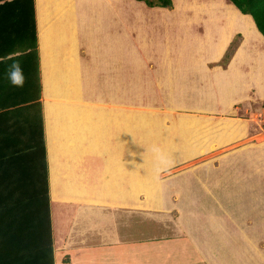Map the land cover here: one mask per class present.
Wrapping results in <instances>:
<instances>
[{
  "label": "crops",
  "instance_id": "crops-1",
  "mask_svg": "<svg viewBox=\"0 0 264 264\" xmlns=\"http://www.w3.org/2000/svg\"><path fill=\"white\" fill-rule=\"evenodd\" d=\"M40 1L44 0H34V19L44 159L34 152H22L27 142H34V137L27 135L18 115L0 116V200L13 193L21 205L36 173L34 163H46L54 258L57 255L61 264H264V175L261 174L264 172V129L258 124L257 129L249 128L239 119L238 127L243 128L245 135L240 131L241 137L234 143L222 141L226 144L221 148L238 145L221 160V163H235L236 175H227L222 169V175L204 176L199 180L194 177L195 188L189 186L192 178L172 176L159 182L161 187L155 197L150 198L145 191L134 193L131 165L127 178L125 164H119L133 163L132 101L127 103V97L123 100L118 94V88L132 87V49H129L128 70L126 57L124 69L118 67L116 50L108 53L100 50V58L95 62L84 55V46L91 49L93 40L108 39L112 48H116L117 40L124 36L125 50L127 41L132 45L128 29L136 10L131 3L134 0H91L94 10L89 16L83 11L84 0H45L43 10L38 6ZM184 2L188 6L194 3ZM182 3L181 0L178 4L173 2V9ZM195 4L199 7L221 5L218 1ZM38 9L43 11L41 15ZM169 13L159 17L164 19V26L152 28L153 31L158 34L155 30L163 29L165 34L172 32L184 40L191 39L188 34L194 33L190 31L195 25L197 35L192 36L208 41L207 50L195 52L197 46L193 50L202 61L210 55L211 63L217 62L233 39L227 18L222 15L201 16L196 21L184 15L170 21ZM6 22L0 17V41L14 37L5 28ZM85 24H90L87 32ZM246 43L247 40L238 44L236 57L238 54L243 59ZM178 63L172 70L175 87H181V81L188 79L186 71L192 70ZM250 63H255L261 74L264 53L256 54ZM214 68L219 78L225 79L227 69ZM94 69L97 70L95 78L90 73ZM96 88H99L97 94ZM219 95L222 99L228 97ZM116 111L128 112L121 116ZM253 116L258 118L260 114ZM119 119L126 120L125 126L118 124ZM229 123H224L223 132L231 131ZM123 142L127 147L125 152H121ZM15 149L21 151L11 156ZM156 153L161 154L160 149L153 156L164 159L165 153L162 156ZM154 158L150 163H154ZM117 170L121 172L119 177L115 175ZM171 183L182 186L174 187ZM151 223L160 225V236L150 235L143 228Z\"/></svg>",
  "mask_w": 264,
  "mask_h": 264
},
{
  "label": "rangeland",
  "instance_id": "rangeland-1",
  "mask_svg": "<svg viewBox=\"0 0 264 264\" xmlns=\"http://www.w3.org/2000/svg\"><path fill=\"white\" fill-rule=\"evenodd\" d=\"M179 1L173 0L175 4H178ZM181 1L183 2L181 7L173 9L171 13L169 10L147 8L143 3L131 1L133 9L136 10L133 12L134 19L131 27L128 29L132 34V45L130 46V40L127 41L126 50L128 51L124 48V36L117 40L116 48H112V42L108 39L93 40L94 45L91 49L87 45H83L85 58L91 62L100 58V50L101 53L116 50L118 67L124 69V57H126L127 70L130 67L131 58L129 49H132V87L122 86L120 87L122 89L118 88V94L123 100L126 96L127 103L132 101L131 150L133 163L119 164H125L123 166L127 178L130 177L129 168L131 165L134 193L145 191L144 193L147 192L150 198L155 197L159 192V187H161L159 182L167 181L172 176L192 178L193 181L194 177L199 180L204 176L222 175V169L226 170L227 175H236L235 163H221V160L228 154V151L234 150L238 145L221 148L222 144H226L222 141L234 143L241 137L239 132L243 133V128L238 127L239 119L243 120L249 128L257 129L258 124L264 129V106L262 105L264 103V69H261L260 74L256 64L250 63L254 62L256 54L264 53V39L256 30L254 22L249 16L242 15L233 6L227 4L225 0H184L188 3L194 2L192 6L185 5V2ZM210 1H218L221 5L211 6L209 4L207 7H199L195 4V2L207 4ZM85 2L86 0H84L83 11L86 16H89L93 14L94 6H92L91 0L87 4ZM44 4L46 5L45 0L40 1L38 6L41 7L39 8L43 10ZM42 10L38 9L40 15ZM166 13H169L170 21L176 16L184 15L190 16L192 21H196L197 17L207 15H222L221 17L224 16V19L226 17L231 39L235 34H240L238 44L241 45L247 40L242 49L244 51L243 59L238 58V54L236 57L235 54L238 51L236 49L226 67L228 73L225 72L227 73L224 74L225 79L219 78L221 76L216 74L217 68L210 66L212 56L208 55L202 61L199 54L195 53L202 48L205 50L208 48V41H199L192 36L194 33L197 35L195 25H193V31H190L194 33L188 34L191 39L181 40L178 35L172 32L165 34L163 29H161L162 31L156 29V32L159 31L158 34L153 31L156 27L164 26V21H162L164 19L159 17ZM135 16H140L142 19L135 18ZM165 25L168 26V24ZM169 25L171 26V23ZM64 26L77 27L67 24ZM89 26L90 24H85L84 31L87 32ZM186 27L189 29L188 24ZM79 32L81 31L79 30ZM102 42L104 48L100 45ZM190 43L192 45L188 46ZM238 47L240 46L238 45ZM194 49H196L195 52H193ZM226 49H224V53ZM234 57H236L235 61H233ZM191 60L192 65L190 66ZM221 60L222 57L218 61ZM178 62L186 67L189 66L188 69H192L186 71L188 79L181 81V87H175L172 79L173 65H179ZM220 68L222 69V66ZM96 72V69L90 72L94 75L93 78H95ZM97 92L99 93V88L94 89V93L97 94ZM219 93L227 94L228 97L222 99ZM127 112L116 111L121 116ZM254 113H259L260 117L255 118ZM227 120L231 123L226 122ZM125 122V119L118 120V124L123 123L124 126ZM224 123H229L228 128H232L229 133L228 131L223 132ZM189 129H191V133L188 132ZM126 136L129 137L128 130ZM165 142H168L169 146L163 149L167 145H164ZM122 145L121 152H125V148L127 150L125 142ZM157 149L165 153V155L156 153L163 155L164 159L154 158L153 154ZM153 158L154 163H150ZM119 173L121 174L119 170L115 171V175L118 177ZM261 174L264 175V172ZM152 185L156 186L155 189L149 188ZM171 185L182 186L172 183ZM190 185L195 188L197 183L193 181ZM187 186L186 184L185 187ZM185 192L188 193L186 190ZM182 203L184 207H187L185 201ZM159 226L157 223H151L144 225L143 228L147 229L150 235L160 236L162 231L158 229ZM55 261H57L56 264H61L57 255H55Z\"/></svg>",
  "mask_w": 264,
  "mask_h": 264
},
{
  "label": "trees",
  "instance_id": "trees-1",
  "mask_svg": "<svg viewBox=\"0 0 264 264\" xmlns=\"http://www.w3.org/2000/svg\"><path fill=\"white\" fill-rule=\"evenodd\" d=\"M134 1L143 3L147 8L173 9L172 0ZM225 1L242 15L249 16L264 39V0ZM0 17L7 20L5 28L14 33L13 38L0 41V116L18 115L27 135L31 139L34 137V142H27L22 152H34L44 159L34 0H0ZM239 39L240 34H236L222 60L211 63V68L222 66L226 70ZM17 63L23 70L22 87L14 86L9 80L12 66ZM20 151L15 149L10 155L14 156ZM34 164L36 173L29 184V194L22 200V204L19 205L18 197L13 193L0 200V264H55L47 167L46 163Z\"/></svg>",
  "mask_w": 264,
  "mask_h": 264
},
{
  "label": "clouds",
  "instance_id": "clouds-1",
  "mask_svg": "<svg viewBox=\"0 0 264 264\" xmlns=\"http://www.w3.org/2000/svg\"><path fill=\"white\" fill-rule=\"evenodd\" d=\"M9 80L14 86L22 87L24 83L23 70L20 68L19 64H14L12 66V71L9 74Z\"/></svg>",
  "mask_w": 264,
  "mask_h": 264
}]
</instances>
